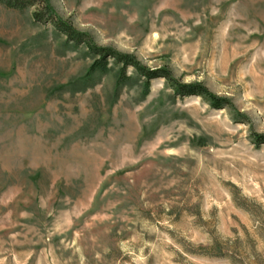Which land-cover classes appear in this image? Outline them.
Here are the masks:
<instances>
[{
	"label": "rangeland",
	"instance_id": "374dc122",
	"mask_svg": "<svg viewBox=\"0 0 264 264\" xmlns=\"http://www.w3.org/2000/svg\"><path fill=\"white\" fill-rule=\"evenodd\" d=\"M180 97L0 4V264H264V0H46Z\"/></svg>",
	"mask_w": 264,
	"mask_h": 264
},
{
	"label": "trees",
	"instance_id": "16d2710c",
	"mask_svg": "<svg viewBox=\"0 0 264 264\" xmlns=\"http://www.w3.org/2000/svg\"><path fill=\"white\" fill-rule=\"evenodd\" d=\"M0 4L14 10H24L40 5L41 11L33 12L35 22L49 23L54 31L65 37L67 43H72L75 46L84 45L89 54L97 57L89 68L87 76L92 75L94 72L107 73L110 68L108 61L111 60L113 65L120 66L117 81L119 85L130 79L126 75V70L131 68L137 76L145 80V94L149 90L150 82L160 78L180 97H200L216 110L228 104L226 99L217 98L201 83H181L172 76L168 69L151 70L140 64L135 57L129 54H123L111 48L98 47L89 40L87 35L78 32L67 22L58 19L46 0H0ZM255 140L257 144L264 143V135H256Z\"/></svg>",
	"mask_w": 264,
	"mask_h": 264
}]
</instances>
